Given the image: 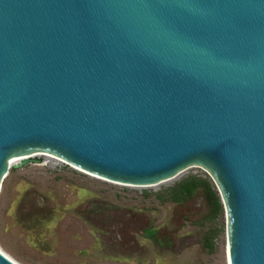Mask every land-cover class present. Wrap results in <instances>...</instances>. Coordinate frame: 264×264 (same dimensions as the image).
<instances>
[{
  "label": "water",
  "instance_id": "water-1",
  "mask_svg": "<svg viewBox=\"0 0 264 264\" xmlns=\"http://www.w3.org/2000/svg\"><path fill=\"white\" fill-rule=\"evenodd\" d=\"M33 154L143 188L200 167L228 264H264V0H0V189Z\"/></svg>",
  "mask_w": 264,
  "mask_h": 264
},
{
  "label": "rangeland",
  "instance_id": "rangeland-1",
  "mask_svg": "<svg viewBox=\"0 0 264 264\" xmlns=\"http://www.w3.org/2000/svg\"><path fill=\"white\" fill-rule=\"evenodd\" d=\"M30 157L19 169L11 160L0 189V250L17 264H226V213L204 169L143 188ZM188 176L212 183L221 211L201 189L182 203L161 198Z\"/></svg>",
  "mask_w": 264,
  "mask_h": 264
},
{
  "label": "trees",
  "instance_id": "trees-1",
  "mask_svg": "<svg viewBox=\"0 0 264 264\" xmlns=\"http://www.w3.org/2000/svg\"><path fill=\"white\" fill-rule=\"evenodd\" d=\"M203 190L205 194L211 200L215 211H221V204L217 193L214 191L212 183L206 178H200L197 176H188L179 183L175 184L172 188L168 189L165 198L173 203H182L194 196L198 190ZM211 238H206L204 240V245L209 250H212L213 244Z\"/></svg>",
  "mask_w": 264,
  "mask_h": 264
},
{
  "label": "bare ground",
  "instance_id": "bare-ground-1",
  "mask_svg": "<svg viewBox=\"0 0 264 264\" xmlns=\"http://www.w3.org/2000/svg\"><path fill=\"white\" fill-rule=\"evenodd\" d=\"M37 155H34V156H32V157H36ZM32 157H30V158H32ZM14 162L15 161H10L9 162V166H11L12 164H14ZM0 252L1 253H3L6 257H8L9 259H11L9 256H7L4 252H2L1 250H0ZM12 260V259H11ZM13 261V260H12ZM15 262V261H14ZM16 263V262H15ZM226 264H228V249H227V257H226Z\"/></svg>",
  "mask_w": 264,
  "mask_h": 264
}]
</instances>
